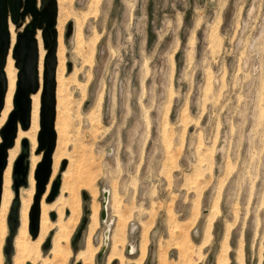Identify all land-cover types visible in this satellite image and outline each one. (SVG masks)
Instances as JSON below:
<instances>
[{"label": "rangeland", "instance_id": "1", "mask_svg": "<svg viewBox=\"0 0 264 264\" xmlns=\"http://www.w3.org/2000/svg\"><path fill=\"white\" fill-rule=\"evenodd\" d=\"M34 6L55 12V100L62 101H55V141L49 174L37 195V218L43 202L49 211L60 208L62 223L69 222L65 264H82L75 255L85 247L94 205L98 225L91 236L93 264H121L118 255L122 264H134L139 252L127 254L125 245H138L143 235L147 252L142 264L148 255L149 264H216L220 253L227 264H264V0H34ZM7 16L9 43L14 44L31 12L14 22ZM69 20L79 23L80 37L75 32L64 35ZM43 25V20L40 27L35 23L32 34L36 68L46 49L40 36ZM11 103L6 108L2 102L0 128ZM16 121L21 130L28 129L29 122L22 128ZM19 136L15 130L4 168L17 158L25 140L33 175L43 149L36 136L34 143ZM63 160L66 167L59 170ZM5 170L0 195L4 182L12 198L0 207L3 264H14V237L8 258L3 247L9 227L16 219L19 225L26 206L28 243L41 242L32 256L35 261L27 258L23 264H42L51 258L58 233L56 218L50 217L55 211H46L54 225L51 233L38 231L40 219L32 231L35 176L34 185L27 181L14 197L11 172L9 176ZM57 175L64 193L48 203ZM101 188L110 192L105 219L111 220L108 245L96 258L106 228L99 220ZM70 190L80 201L71 218L64 210ZM83 217L86 229L73 248ZM47 237L51 244L43 248ZM114 245L118 255L110 259Z\"/></svg>", "mask_w": 264, "mask_h": 264}, {"label": "water", "instance_id": "2", "mask_svg": "<svg viewBox=\"0 0 264 264\" xmlns=\"http://www.w3.org/2000/svg\"><path fill=\"white\" fill-rule=\"evenodd\" d=\"M20 0H0V106L2 101V95L4 91V77L2 73V64L7 47V30H6V13L8 12L11 21H15L18 15H24L31 12V18L28 20L22 28V31L17 32L15 35V41L11 49V55L14 60V64L18 67L16 73L15 90L13 93L12 104L13 109L9 112L4 124L0 128V138L3 142H0V173L4 165L5 149L11 145L12 138L15 132V123L18 120L20 126L25 128L28 121L29 102L27 94L32 92L36 88V44L33 37L34 25L37 23L38 27L41 26L43 20L44 25L41 27V39L43 46L46 48L43 57V81L42 90L40 94V107H39V130L37 132V144L39 148H42V154L40 162L35 169L36 179V193L33 198V204L31 206L29 219L30 229L35 231L36 217H37V195L45 183L49 174L50 153L54 145V132L52 130V122L54 117V48L56 40V31L54 29L55 12L44 7L43 9H37L34 6V0H23L22 8L20 9ZM71 32V21H67L65 25V36H69ZM27 152L26 141H23L21 145V152L18 154L17 159L13 162L11 169V186L13 196L16 197L17 189L21 185H25L27 174ZM64 167V161L61 163L59 170ZM60 177L57 175L52 181L47 201H51L56 195L59 187ZM102 199L100 201L99 220L106 224V228L102 232L103 240L102 246L96 254V258H99L103 253V250L107 244L108 239V224L110 220H106V202L108 196V190L101 188ZM83 202H86L87 196L82 197ZM9 207V211H10ZM84 213H86V207L83 205ZM51 218L54 215L50 214ZM10 215H7V221H9ZM9 227V236L5 239V245L3 247V253L6 258L9 257L11 252V237L16 227V220ZM86 219L83 217L80 220V225L76 231L71 244L75 239L84 232ZM108 225V226H107ZM49 244V238L46 239L43 247L47 248ZM125 252L131 254L130 244L125 245ZM150 262V255L147 256L146 264Z\"/></svg>", "mask_w": 264, "mask_h": 264}, {"label": "bare ground", "instance_id": "3", "mask_svg": "<svg viewBox=\"0 0 264 264\" xmlns=\"http://www.w3.org/2000/svg\"><path fill=\"white\" fill-rule=\"evenodd\" d=\"M27 14V13H26ZM77 21V20H76ZM7 22H9V19H8V16H7V13H6V30H7V47H6V51H5V56H4V60H3V64H2V67H1V69H2V73H3V77H4V91H3V95H2V101H1V105H2V102H3V104H4V106H6V108H10L11 106H10V103H11V100H12V97H13V93H14V90H15V82H16V75H15V68H14V62H13V60L11 59V56H10V54H11V47H12V44L13 43H9V34H8V26H7ZM10 23V22H9ZM9 23H8V25H9ZM13 26H15V25H13ZM79 27H80V25H79V23L77 22V23H74V22H72L71 21V32H70V34H72V33H77V37H80V29H79ZM10 28V27H9ZM15 29V28H14ZM11 30V29H10ZM34 31V30H33ZM12 32V31H11ZM14 33V32H13ZM15 34V33H14ZM40 35V34H39ZM41 36V35H40ZM14 39V38H13ZM12 39V40H13ZM15 40V39H14ZM96 40V39H95ZM41 42H42V40H41ZM96 42V41H95ZM95 42L93 43V44H95ZM56 43H57V32H56V40H55V51H57L56 50ZM35 44H37L36 43V40H35ZM59 44H60V41H59ZM62 44V43H61ZM61 47H62V45H60ZM41 47H42V45H41ZM58 49V48H57ZM59 50V49H58ZM37 47H36V62H37ZM55 51H54V58H55ZM58 55V54H57ZM59 57V56H58ZM64 57V56H63ZM63 57H62V59H63ZM57 58V57H56ZM56 58H55V64H54V92H53V94H54V109H55V103L57 102V103H59V105L61 104V100H59V102L58 101H56L55 100V89H56V85L57 84H55L56 83V80H55V65H56ZM40 59V63H39V66H38V68H36V64L37 63H35V69H37L36 70V88H35V90L34 91H32V92H30V93H28L27 94V98H28V102H29V111H28V121H27V126H28V122H29V127H28V129L27 130H25V131H23V130H21L20 128H19V125H18V123H15V130H17L19 133H20V136H19V138L18 139H20V138H24V137H22L21 135H25V136H27V137H30V138H32V139H30L33 143L35 142V140H33V138H34V136H36L35 134H36V131L38 130V127H39V107H40V94H41V82H42V75H43V69H41L42 68V62H41V58H39ZM62 59H59V60H62ZM58 63V62H57ZM63 64V63H62ZM61 64V65H62ZM65 66V65H64ZM64 69H66V68H64ZM17 70V69H16ZM57 71V70H56ZM17 73V72H16ZM60 73H62L61 71H60ZM64 73V72H63ZM57 72H56V76H57ZM65 74V73H64ZM56 78H59L58 76L56 77ZM61 81V80H60ZM58 82V81H57ZM61 83V82H60ZM61 85V84H60ZM60 87H58V89H59ZM60 90V89H59ZM61 91V90H60ZM59 91V92H60ZM63 95V94H62ZM57 96V95H56ZM60 98V97H59ZM63 98H65V97H63ZM56 99H57V97H56ZM56 101V102H55ZM11 105H12V103H11ZM58 105V104H57ZM1 107V106H0ZM60 107V106H59ZM56 108H58V106L56 107ZM6 110V109H5ZM4 113V112H3ZM4 115V114H3ZM53 119H54V117H53ZM64 120V119H63ZM17 122V121H16ZM57 123H59V122H57ZM52 124H53V122H52ZM59 125V124H58ZM26 126V127H27ZM25 127V128H26ZM60 129V128H59ZM57 132V131H56ZM59 132V131H58ZM64 132V131H63ZM61 133V132H60ZM64 134V133H63ZM18 137V136H17ZM13 139V138H12ZM17 139V140H18ZM29 139V138H28ZM34 139H36V138H34ZM62 139V138H61ZM23 141H25V140H23ZM23 141H22V143H23ZM54 141H55V135H54ZM20 142V141H19ZM16 145H17V143H15ZM53 147H54V145H53ZM12 149H14V148H12ZM32 149H33V147H32ZM31 149V150H32ZM16 150V149H15ZM15 150H12V152L14 151L15 152ZM35 150V149H34ZM5 151H6V149H5ZM18 152V151H17ZM15 154V153H14ZM28 154H29V152L27 153V157H26V161H27V174H26V180H25V185L27 184V181H29V183H31V185H34V180H33V175H32V170L31 169H33V167H32V165H31V167L32 168H29V160H28ZM8 157V156H7ZM18 157V156H17ZM17 159V158H16ZM15 159V160H16ZM14 160V161H15ZM31 160H33V159H31ZM7 161V160H6ZM64 161V167H63V169L62 170H64L65 169V167H66V164H67V162L65 163V161L66 160H63ZM62 161V162H63ZM33 162V161H32ZM36 162V161H35ZM34 163V162H33ZM12 161H11V159L9 160V162L7 163V167L6 168H4L5 167V155H4V165H3V168H2V170H1V172L3 171V169H6L5 171L8 173L7 175H9L10 174V172H11V169H12ZM31 164V163H30ZM34 166V165H33ZM30 169V170H29ZM28 171H30L29 172V174H28ZM5 172V173H6ZM3 173V172H2ZM4 175V174H3ZM5 176V175H4ZM3 176V177H4ZM10 176V175H9ZM60 176V175H59ZM8 178V177H7ZM7 180H9V179H7ZM4 181V180H3ZM60 181H61V177H60ZM64 183V182H63ZM59 186H60V182H59ZM65 186V185H64ZM35 187V186H34ZM19 188L20 187H18V189H17V195H16V197L18 196V191H19ZM66 188V187H65ZM68 188V187H67ZM28 190H29V188H27ZM32 189H34L33 187L30 189V190H32ZM72 189V188H71ZM24 190H25V188H24ZM29 190V191H30ZM68 190V189H67ZM20 191H21V189H20ZM22 191H23V189H22ZM21 191V192H22ZM59 191V192H58ZM71 191V190H70ZM32 192V191H31ZM24 192H22V194H23ZM33 193V192H32ZM62 194V193H64V188H62V186H61V188L59 189V187H58V190H57V193H56V195L57 194ZM21 194V195H22ZM25 194V193H24ZM49 194V193H48ZM32 195V194H31ZM56 195L53 197V199L50 201V202H52L53 200H54V198L56 197ZM109 195H110V192L108 191V196H107V202H106V207L108 206V204H109ZM59 196V195H58ZM83 196H86L85 194H83ZM47 197H48V195H47ZM11 198H12V193H11V191H10V189H9V186H8V184L6 185V184H4V182H3V185H2V190H1V195H0V207H2V206H4V205H6V204H8L9 205V203H10V200H11ZM29 198H30V196H29ZM64 198V197H63ZM31 200V199H30ZM44 200V199H43ZM46 200H47V198H46ZM63 200V199H62ZM67 200V199H66ZM49 201H48V203H50ZM53 203V202H52ZM60 203V202H59ZM79 204H80V201H79V199H78V196L73 192V190L71 191V193H70V197H69V202H68V207L67 208H65L64 210H68V211H70V218L77 212V210H78V207H79ZM30 205V204H29ZM28 205V206H29ZM26 206V205H25ZM50 206V205H49ZM27 207V206H26ZM26 207L23 209V211H21V214H20V217H19V225L17 224V219H16V226L18 225V227H15V230H16V232H15V230H14V232H13V235H12V237H14L13 238V246H14V248L16 249V257H15V259H13L14 261V264H23V262H24V259H27V258H30V259H32L33 261H35V258H32V256L34 257L37 253H39L38 252V247H39V244H40V242H41V240L39 241V243L38 244H36V245H34V246H31L29 243H28V239L30 238V236L28 237V233H27V216H28V214H27V212H26ZM57 207H58V205H57ZM92 207V206H91ZM27 208H29V207H27ZM64 208V207H63ZM62 208V209H63ZM60 209V208H59ZM58 208H51L50 209V211H55V212H51L53 215H54V217L53 218H56L55 220V222H56V224H57V227H58V233H54V235H53V238H54V242H53V246H52V250H51V258L50 259H44V261H43V263L42 264H65L66 262H67V260H68V258H69V256H70V250H69V248H68V239H67V235H66V228H67V225H68V223H62V214L60 213V210H59ZM40 210H41V218H39L40 219V222L38 223L39 224V229H38V231L40 230V232L42 233V234H44L46 231L49 233H51V231L53 230V228H54V225L53 226H51L52 225V223H51V221H49V218H48V213L46 212L48 209L45 207V205H44V203L43 202H41V205H40ZM49 211V210H48ZM49 211V212H50ZM64 212V211H63ZM119 212V211H118ZM50 213V214H51ZM116 213V212H115ZM56 214H57V217H56ZM37 216H38V203H37ZM51 217V216H50ZM52 218V220H54ZM69 218V219H70ZM37 217H36V227H37V220H39ZM51 224V225H50ZM55 224V225H56ZM86 225H87V219H86V223H85V227H84V231H85V229H86ZM97 225H98V207H96V205H94L93 206V208H92V213H91V215H90V221H89V224H88V237H87V239H86V243H85V247H84V249L83 250H79V252L78 253H76L77 255H75L76 256V258H77V260H79V261H81L82 262V264H93V257H94V249H93V245H92V241H91V236H93V233H94V231H95V229H96V227H97ZM109 225V224H108ZM107 225V226H108ZM123 226V225H122ZM36 227H35V229H36ZM17 228V229H16ZM108 228H109V226H108ZM121 228V227H120ZM120 228L118 229V230H120ZM122 230V229H121ZM124 230V229H123ZM145 230V229H144ZM46 232V233H47ZM122 232V231H121ZM144 232V231H143ZM148 231H146V233H147ZM15 233V234H14ZM84 233V232H83ZM117 234H118V232H117ZM122 234H123V232H122ZM121 234V235H122ZM143 234V233H142ZM45 235V234H44ZM120 235V234H119ZM117 236V235H116ZM119 237V236H118ZM118 237H117V239H118ZM121 237V236H120ZM47 238H49V244H48V247L50 246V244H51V239H50V237H47ZM46 238V239H47ZM52 238V239H53ZM42 239V238H41ZM123 239V238H122ZM122 239H121V241H122ZM46 241V240H45ZM116 241H118V240H116ZM120 241V242H121ZM66 243L65 244V246L64 245H62V243ZM72 242V241H71ZM108 242H109V233H108V239H107V244L106 245H108ZM119 242V243H120ZM11 243V242H10ZM31 243V242H30ZM45 243V242H44ZM44 243H43V245H44ZM63 243V244H64ZM117 243V242H116ZM123 243V242H122ZM122 243H121V245H122ZM29 244V245H28ZM115 244V243H114ZM43 245H42V247H43ZM72 245V247L74 248L75 246H76V241H74L73 242V244H71ZM125 245V244H124ZM120 246V245H119ZM123 246V245H122ZM47 247V248H48ZM146 247H147V239H146V236H142V238H141V240H140V242H139V244L138 245H131L130 244V250L132 249L133 251H135V252H139V255H138V258H136L135 260H134V264H142V261H143V259L145 258V256H146ZM44 248V247H43ZM118 247H117V245H114L113 247H112V249H111V247H110V249L112 250H110L111 252V254H109V255H111V258L110 259H112V258H114L115 256H117L118 255V249H117ZM120 248V247H119ZM177 249H180L181 250V247L180 246H178V247H176ZM96 251H97V249H96ZM95 251V252H96ZM122 251V250H121ZM120 251V254L121 253H123V252H121ZM182 251V250H181ZM222 253H220L219 255L220 256H218V259H217V262H216V264H227V258H226V255H225V253L224 254H222ZM161 255V254H160ZM15 256V255H14ZM119 257H118V259L120 260V262H122L123 263V257H122V255H118ZM161 257H163V256H161ZM163 259V258H162ZM159 260H161V258L159 259ZM133 262V261H132ZM161 263L160 264H164V262L165 261H160ZM121 263V264H122ZM0 264H3V254H2V243H1V241H0Z\"/></svg>", "mask_w": 264, "mask_h": 264}]
</instances>
